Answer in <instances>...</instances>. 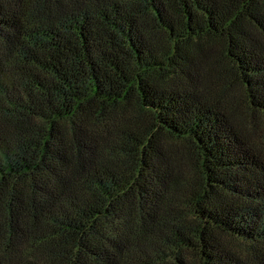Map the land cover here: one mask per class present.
<instances>
[{
    "label": "trees",
    "instance_id": "16d2710c",
    "mask_svg": "<svg viewBox=\"0 0 264 264\" xmlns=\"http://www.w3.org/2000/svg\"><path fill=\"white\" fill-rule=\"evenodd\" d=\"M0 264H264V0H0Z\"/></svg>",
    "mask_w": 264,
    "mask_h": 264
}]
</instances>
